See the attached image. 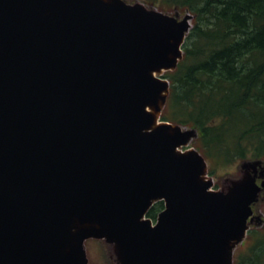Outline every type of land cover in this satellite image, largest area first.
Instances as JSON below:
<instances>
[{
	"label": "water",
	"instance_id": "1",
	"mask_svg": "<svg viewBox=\"0 0 264 264\" xmlns=\"http://www.w3.org/2000/svg\"><path fill=\"white\" fill-rule=\"evenodd\" d=\"M194 19L0 0V264H91L94 240L118 264H233L264 222V160L217 189L199 129L163 120Z\"/></svg>",
	"mask_w": 264,
	"mask_h": 264
},
{
	"label": "trees",
	"instance_id": "2",
	"mask_svg": "<svg viewBox=\"0 0 264 264\" xmlns=\"http://www.w3.org/2000/svg\"><path fill=\"white\" fill-rule=\"evenodd\" d=\"M141 1L167 12L190 10L203 21L187 39L185 60L166 75L172 94L163 119L198 128L196 146L216 163L264 160V0ZM164 208L158 203L149 217ZM256 248L252 261L262 264L264 251Z\"/></svg>",
	"mask_w": 264,
	"mask_h": 264
},
{
	"label": "rangeland",
	"instance_id": "3",
	"mask_svg": "<svg viewBox=\"0 0 264 264\" xmlns=\"http://www.w3.org/2000/svg\"><path fill=\"white\" fill-rule=\"evenodd\" d=\"M182 16L185 15V12L181 13ZM196 23H203V21L196 22V20L193 21L194 27H196ZM197 144H195L196 146ZM207 157V155H206ZM209 162V174L210 176H213L216 180V188H220L222 186L223 179L231 176V177H237L239 175L238 166L242 161L238 160L236 162H232L231 164H220L214 162L211 158L207 157ZM257 215H260L264 218V197L262 200L256 205V209L254 208ZM264 236V230L262 227L254 225L252 232H250V237L248 242L245 244V246H240L237 249V255L234 259L233 264H256L252 259H255V254L252 252V249L249 248V245L251 243H257L258 246L256 249L258 253H261L264 251V249L260 244L259 241L263 240L261 237ZM253 250V251H254ZM88 251H89V257L91 264H116L114 261V258H110L111 255V249L109 250L105 241H90L88 243ZM256 251V252H257ZM253 255V256H252ZM237 260V262H235ZM118 264V262H117ZM262 264H264V255L262 257Z\"/></svg>",
	"mask_w": 264,
	"mask_h": 264
},
{
	"label": "flooded vegetation",
	"instance_id": "4",
	"mask_svg": "<svg viewBox=\"0 0 264 264\" xmlns=\"http://www.w3.org/2000/svg\"><path fill=\"white\" fill-rule=\"evenodd\" d=\"M262 197H264V194H263V196ZM262 200V199H261ZM156 206V205H155ZM254 208L256 209V205L254 206ZM161 212V211H160ZM159 212V213H160ZM255 214L257 215V213L255 212ZM153 219V218H152ZM156 220L157 219H153V221L154 222H156ZM260 227H262V229L264 230V222H263V224H262V226H260ZM252 230H253V227H252V229L250 230V232H252ZM250 232H249V236H248V239L245 241V243L242 245V246H245V244L248 242V240H249V237H250ZM107 245V244H106ZM256 246H258V244L257 243H251L250 245H249V248H254V247H256ZM107 247H108V249L110 250V247L107 245ZM236 255H237V251H236V254H235V257H236ZM110 258H114L115 260V262L117 261L116 260V258L114 257V256H112V254L110 255ZM116 264H117V262H116Z\"/></svg>",
	"mask_w": 264,
	"mask_h": 264
}]
</instances>
